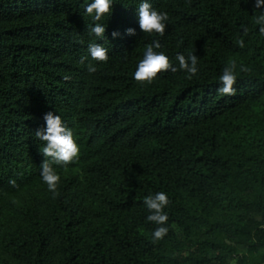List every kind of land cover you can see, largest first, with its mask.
<instances>
[{"label": "trees", "instance_id": "obj_1", "mask_svg": "<svg viewBox=\"0 0 264 264\" xmlns=\"http://www.w3.org/2000/svg\"><path fill=\"white\" fill-rule=\"evenodd\" d=\"M88 2L0 0V264H264V36L254 0H148L169 17L163 36L139 28L141 0H115L100 21L104 41L88 34ZM154 41L178 70L137 82ZM90 43L109 59L91 60ZM190 53L199 70L188 79L175 57ZM233 60L235 94H220ZM48 112L80 146L75 164L57 166L56 194L41 179L35 136ZM160 191L168 232L155 240L144 200Z\"/></svg>", "mask_w": 264, "mask_h": 264}, {"label": "clouds", "instance_id": "obj_2", "mask_svg": "<svg viewBox=\"0 0 264 264\" xmlns=\"http://www.w3.org/2000/svg\"><path fill=\"white\" fill-rule=\"evenodd\" d=\"M115 0H90L85 4L84 13L92 17L96 23L88 29L90 37H94L96 41L106 40V25L100 23L106 17H111ZM254 23L258 27L259 33L264 36V0H254ZM139 28L143 33L159 34L163 36L169 19L167 13L158 11L152 7L148 0H141L137 10ZM127 34L135 35V29H128ZM118 34L113 33L115 38ZM241 48L245 47L243 39L238 41ZM161 48L159 41L149 44L144 51L143 58L137 65L135 72L132 74L133 79L137 82L151 84L157 75L168 71H177L174 62L163 52L158 51ZM88 54L91 60L97 62H106L108 57V49L98 43H90L88 45ZM84 59L82 58V62ZM178 61L179 70L184 71L186 78L191 79L198 73V57L193 53L178 54L175 57ZM237 64L229 61L223 69L219 77L220 87L217 91L220 94H235L234 85L237 84ZM96 65L89 62L87 71L95 73ZM240 71H248L247 68L241 66ZM46 127L35 133L37 140L43 142L42 154L45 160L40 166V176L42 181L47 185L48 191L56 194L60 176L57 172L58 167H66L69 164H75L80 155V146L74 139L73 131L65 124L59 115L48 112L43 117ZM144 204L149 212L147 221L152 222L158 227L152 233L155 240L162 239L168 232L166 223L168 215L165 211L169 204L168 195L163 192L149 194Z\"/></svg>", "mask_w": 264, "mask_h": 264}]
</instances>
